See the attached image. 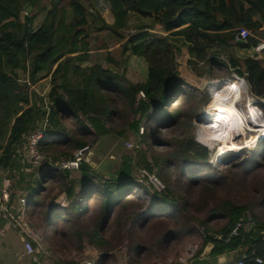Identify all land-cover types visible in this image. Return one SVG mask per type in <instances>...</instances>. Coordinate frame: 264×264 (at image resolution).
I'll return each mask as SVG.
<instances>
[{"label":"trees","instance_id":"obj_1","mask_svg":"<svg viewBox=\"0 0 264 264\" xmlns=\"http://www.w3.org/2000/svg\"><path fill=\"white\" fill-rule=\"evenodd\" d=\"M108 6L114 23H105L103 28L121 40L124 54L131 52L146 60L148 77L144 83H132L111 67L82 66L91 55L89 10L83 0H0V168L15 167L17 150L38 128L39 118L48 121L47 137L40 149L53 161L73 157L87 146L92 150L96 147V156V143L113 134L123 137L126 131L139 142L148 143L147 132L140 135L144 122L158 126L148 152L152 147L174 145L167 155L172 162L168 160V166H164L162 157L152 155L149 159L142 151L125 154L118 168L105 160L96 167L84 161L80 179H73L68 170H44L26 202V208L37 213L33 224L37 235L45 241L46 234L54 232L58 249L52 250L63 264L82 261L88 248L98 253L95 264H117L116 255L123 251L127 264L164 261L174 244L196 239H201L196 257L214 242L217 255L242 248L248 255L245 264H256V257L264 260V162L240 160L226 171L212 170L211 151L192 133L193 118L201 107L185 109L187 101L196 98L191 91L194 85L181 73L168 40L194 38L197 45L206 41L209 46L219 43L222 47L234 43L249 49L250 39L264 30V0H108ZM40 14L44 19L35 28ZM131 14L152 19L154 25L165 29L168 38L152 37L146 27L124 36ZM243 28L252 34L245 43H239L235 35ZM211 62L212 71L233 70L240 78L245 74L239 59L226 64L214 57ZM244 63L250 76L257 74L258 83L263 84L264 71L259 62ZM18 71L28 73L30 84L51 76L49 111L31 105L29 92L19 83ZM219 83L215 93L233 86L224 88L221 85L227 83ZM141 92L145 98L139 97ZM248 100L240 97L230 103L223 101L215 110L209 104L202 119L220 129L205 137L213 143L228 122H210L204 119L205 113L227 106L243 109ZM255 116L250 107L247 120L252 127L259 122L252 123ZM116 118L123 123L118 125ZM69 119L74 120L73 127L66 125ZM186 125L187 132L177 141L166 136L167 131H181ZM143 170L155 174L164 191L146 186L147 177L140 174ZM172 173L178 176L176 181ZM178 182L184 185V193L176 189ZM231 183L234 197L228 190ZM62 195L64 205L57 201ZM248 215L257 227L226 243L234 226L246 222ZM211 233L221 236L222 241L212 239Z\"/></svg>","mask_w":264,"mask_h":264},{"label":"rangeland","instance_id":"obj_2","mask_svg":"<svg viewBox=\"0 0 264 264\" xmlns=\"http://www.w3.org/2000/svg\"><path fill=\"white\" fill-rule=\"evenodd\" d=\"M84 4L89 10V37H90V49H91V55H90V61L85 62L82 64L83 67L85 66H91L94 64H100L104 67H111L114 70L124 73L127 77V79L132 83H144L147 80L148 77V64L144 58L134 56L131 54V52H127L126 54L123 53L122 46H121V40L114 36L112 33H110L107 29H104L103 26L108 21H111V18L113 19V15L110 11V8L108 6V0H83ZM25 14H21V18H24ZM44 14H40L35 23L34 27L37 28L43 21ZM140 27H146L149 29L150 34L152 37L155 38H168L166 31L163 27L159 25H154L152 19H143L139 17L136 14H131L129 16L128 24L126 29L122 32L124 36L131 35L135 30H137ZM190 39V38H189ZM184 39L183 37H176V38H168L169 42L173 45L174 50L176 52V57L179 65V69L183 76L191 82L194 86H192V93H196L195 100L192 101V99H189V102L186 103V98L182 100L181 104L184 105L186 103V110L191 109L192 111L196 110V108L199 110L201 107V111L198 112L193 118V132L195 134L196 141L200 143L201 145L207 147L211 151V157L209 160V163L211 164L212 170L215 171H226L231 165L234 163H239L240 160H247V159H255L260 162H264V143L261 144L256 149H245L240 151L236 155L229 156L230 158L233 157L234 159H225L217 161L216 159V148L213 147L215 144L220 141H223L225 143H230L233 141H237L239 139L240 142H243L245 140V136H248V132H251L250 130L247 131L246 134H242L241 130L236 131L237 133L233 132V127L231 124V121H233L230 117L226 119L228 121L225 123V126L220 130L218 137L216 140L212 143L211 139H208L206 136V133H211L212 131H219V127L216 125L212 126L210 123H205V120L202 118V113L205 111L207 107L211 109H218L221 105V103L224 101L225 103H230L231 101L236 100L237 98H246L248 99V96H251V98L258 99L252 90V84H250V80L252 76H250V71L247 69V66L244 63V59L239 58L241 61L240 69L242 72H244L243 77H238V75L235 74V71L231 70V72H228V70H222V69H213L212 67L213 63L211 62V59L214 57H218L220 61H224L226 64H228L232 59L237 60L238 58H235L234 55L231 53L228 54L232 48L237 47L234 43H228L224 47L222 45L218 44H211L208 45L206 42H200L198 45L196 44V39L192 38L191 40ZM205 43V44H204ZM239 48V47H238ZM236 48V49H238ZM261 71H264V69L261 67ZM224 78V82H229L226 85H221L222 87L226 88L228 86L233 85L230 89H227L224 92L215 93V85L219 81L222 82V79ZM28 79V73L25 71H18V80L25 90H27L30 94V101L31 105H37L38 107L46 110L47 102L49 103V94L52 90L51 86V79L45 78L39 80V83L31 84V86H28V84H25V82ZM220 79V80H219ZM44 80V81H43ZM236 80V83L234 81ZM214 82V83H213ZM244 85V86H243ZM247 87H246V86ZM261 86V91L264 92V83ZM248 88V89H247ZM197 89V91H196ZM188 98V96H187ZM209 98L206 105L204 103L205 99ZM250 98V99H251ZM260 99V98H259ZM264 99V98H261ZM119 105L122 103L119 100ZM260 106V105H259ZM247 110V109H246ZM242 111V110H241ZM232 117V116H231ZM116 121L118 125L123 123L122 119L116 118ZM239 123H241L243 126H246V122L244 119H242V116H239ZM42 119L40 118L36 122V126L39 127L42 124ZM65 123L68 127L74 126V120H65ZM209 127L208 129L206 127ZM142 127H144V133L147 132L148 136V143L142 142L145 145V149L143 150H137V148H132L130 145H137L138 144V138L134 136L130 131H126V134L123 137H120L117 134H113L112 136L107 137L102 142H98L95 144V146H98V153L95 156L96 163H100L102 160L108 161L109 164H111L113 167L118 168L122 161V157L125 154H129L134 152L135 154H138L139 152H147L146 156L150 159L152 155H157L162 157L163 162L162 164L164 166H168V160L171 163L172 161L168 159L167 155L170 151H172L175 146L168 147V148H162L161 146H156L150 148V152H148V144H151L155 137H157L158 133V126L156 123L151 124H142ZM202 131L205 132L202 134ZM187 132V125L182 126V130L179 131L177 129L167 131L166 136L171 141H177V139H180L185 133ZM201 132L200 138H198L199 133ZM252 134V132H251ZM247 138V137H246ZM222 139V140H220ZM217 143V144H218ZM175 144V143H174ZM216 144V145H217ZM24 144L19 147L21 152V162L22 165H26L28 171L33 174H29L28 181H26L24 184L29 183L30 181L35 182L37 179H40L42 177V171L39 169L32 168L28 163H26L23 160L24 152H23ZM95 148L93 147V152L95 153ZM137 151V152H136ZM231 173V172H229ZM138 174V173H137ZM41 175V176H40ZM173 181H176L177 175L173 174ZM160 180V179H159ZM176 189L181 191V193H184V185L182 182H178L176 184ZM229 192L232 195V197L235 196L234 192V184L231 183L229 186ZM26 199V198H25ZM27 200V199H26ZM63 205V203H61ZM27 213V212H26ZM29 219L35 223L36 220L33 219L30 215H28ZM39 234V233H38ZM54 236V237H53ZM40 237V234H39ZM40 239V238H39ZM46 242L55 249V251L58 249V244L55 239V234L53 231H49L46 234ZM50 241V243H49ZM198 242L201 243V239H196L191 242L182 243V244H174L172 248L169 251V254H166L164 261H156L155 259H150L146 264H165V261L167 264L172 263L173 261L180 260L183 256H185L189 251L190 247L196 245ZM24 246V244H23ZM32 256H26L25 259L18 264H32ZM83 259V258H82ZM80 259V260H82ZM79 261V260H78ZM127 262V261H126ZM233 264V263H232Z\"/></svg>","mask_w":264,"mask_h":264},{"label":"crops","instance_id":"obj_3","mask_svg":"<svg viewBox=\"0 0 264 264\" xmlns=\"http://www.w3.org/2000/svg\"><path fill=\"white\" fill-rule=\"evenodd\" d=\"M261 19V18H259ZM114 23V17L111 18V21H108L107 24H113ZM252 42V47L249 49H242V48H232L231 51L228 54L234 55L235 58H242L245 60H253L259 62L260 66L264 69V51L257 52L255 49L256 47L264 42V30L262 33L258 36L252 37L250 39ZM238 48V49H236ZM247 66V65H246ZM258 75H254L251 80L250 84H252V90L253 94L259 99L264 98V92L261 91V83H258L257 81ZM51 79V76L45 78ZM43 80V81H44ZM38 81L37 83H39ZM36 83V84H37ZM236 83V80L235 82ZM244 86V85H243ZM20 149L17 150V157H16V163L15 167L11 169H3L0 168V198L2 197V191L5 188L9 189L10 195L9 197L3 195V202L10 208L11 212L17 216L18 213L22 209V205L20 200L22 198L29 199V196L31 195V192L33 189L37 188L36 182L30 181L29 183L24 184L26 181H28V176L30 173L28 169L26 168V165H22L21 162V152L19 153ZM92 162L95 163V167L97 166V163L95 161V153L92 158ZM71 177L73 179H80L81 178V172L76 171L71 173ZM60 203L65 202V195H62L57 200ZM26 218L27 220L32 224L33 222L29 219L28 215L33 217L34 220H36V212L33 208L28 207L26 208ZM0 216H2L0 214ZM3 217V216H2ZM0 223V264H18L21 263L26 256H30L26 253L25 249V240L29 239L27 236L22 235L17 229L13 228L9 222H7L4 218ZM34 228V226H33ZM39 237V236H38ZM54 237V236H53ZM50 243V241H49ZM24 244V246H23ZM33 246L36 250V257L43 263V264H63L57 259V255L53 253L54 248H52L46 240L44 241L41 238H38V241H33ZM201 247V243L198 242L196 245L191 246L190 250H197V253ZM53 249V250H52ZM190 252V251H189ZM246 253L244 252L242 254H238L234 257V261L230 262L229 264H236L238 261H240L243 257V255ZM98 257V253L88 248L87 251L84 254V259H91L96 260ZM34 258V257H32ZM117 264H127V260L124 256V251L120 252L116 255ZM180 261V260H179ZM32 264H34V259H32Z\"/></svg>","mask_w":264,"mask_h":264},{"label":"built area","instance_id":"obj_4","mask_svg":"<svg viewBox=\"0 0 264 264\" xmlns=\"http://www.w3.org/2000/svg\"><path fill=\"white\" fill-rule=\"evenodd\" d=\"M251 31L247 28L241 29L236 35L235 40L237 41H247L251 37ZM257 52L264 51V42L260 43L256 49ZM26 83L31 86L29 80L27 79ZM140 98H145L143 92L139 94ZM252 104L258 109L261 113V116L264 119V99H256L252 97ZM260 105V106H259ZM47 111H49V103L47 102L46 105ZM47 119L34 131L29 133L24 142L23 152L24 157L23 160L28 163L32 168L39 169L42 172L48 168H57L61 170H68L70 172L79 171L81 165L84 161H86L88 154L92 151L91 146L84 147L77 151L73 157H64L59 161H53L50 157L46 156L40 149V146L43 140L47 137ZM144 134V128H140V135ZM251 132H248V136H245V139L249 138ZM247 137V138H246ZM250 141L249 143H245V145H250L252 149H256L261 144L264 143V136L260 139H256L254 141ZM247 142V141H245ZM132 148H137V150L145 149V145L141 142H138L137 145H130ZM250 149V148H248ZM247 149V150H248ZM218 161V160H217ZM141 175L147 177V180L144 181L146 186L152 187L157 191H164L165 186L163 183L157 178L155 174H150L147 171H141ZM41 176V175H40ZM3 195L9 197L10 192L8 188L3 189L2 197L0 198V214L3 218L9 222V224L17 229L22 235L27 236L29 239L25 240V249L26 253L32 257H34V264H43L37 257H36V250L33 246V241H38V235L36 230L33 228L32 224L26 218V202L25 198L20 200L22 209L15 216L10 208L3 202ZM65 203L63 202V205ZM255 227H257V223L248 215V219L246 222H238L234 228L231 230L230 234L226 238V243H230L235 238H240L243 234L251 232ZM255 253H253L254 255ZM197 255V250H190L185 256L180 259V264H190V261L195 258ZM246 259H248V255L244 254L242 259L238 261L236 264H245ZM256 264H264V260L260 257H256L255 259ZM76 264H95L94 260L91 259H83L82 261L77 262Z\"/></svg>","mask_w":264,"mask_h":264},{"label":"bare ground","instance_id":"obj_5","mask_svg":"<svg viewBox=\"0 0 264 264\" xmlns=\"http://www.w3.org/2000/svg\"><path fill=\"white\" fill-rule=\"evenodd\" d=\"M217 83H219V82H217ZM217 91H219V90H217ZM247 97H249L248 104L243 109H237L235 107H231V106L228 107L227 106V107H223L222 109H219L216 111L205 113V115H204V119H206L210 122L216 121L215 123H218L217 120L227 119L228 117H230L233 120V121H231V124L233 127L232 133H237L236 130L237 131L241 130L240 123L238 122L239 116L241 115L242 119H244L246 122V126L242 127L241 133L246 134L248 130H250L252 132V134L249 136V138L243 140V142H240L241 139H239L237 141L230 142V143H225L223 141H220V143L217 142L218 144L216 143L217 145L215 144V146L213 148L215 149L217 147L215 151H217V153H218L216 157L219 158V160L229 159L230 158L229 156L236 155L242 150H245L248 148L252 149L250 147V145H248V144L245 145V143H249L250 142V141H248L249 139L254 141V140H256V139L258 140L262 136H264V119L261 116V113L258 111V109L252 104L251 96L247 95ZM250 107L256 113V116L254 117L252 123H256L259 121L257 123V127H252L248 123L247 111ZM213 110H215V109H213ZM214 125H212V126H214ZM206 128L208 129L209 127L207 126ZM220 140H222V139H220ZM245 141H247V142H245Z\"/></svg>","mask_w":264,"mask_h":264},{"label":"water","instance_id":"obj_6","mask_svg":"<svg viewBox=\"0 0 264 264\" xmlns=\"http://www.w3.org/2000/svg\"><path fill=\"white\" fill-rule=\"evenodd\" d=\"M238 42L245 43V41H238ZM93 156H94V152L92 150L88 154L86 161L90 162L92 167H95V163L91 162ZM229 159L232 160L234 158L231 157ZM210 237L215 241H222L223 239L221 236H217L212 233L210 234ZM214 250H215V243L214 242L208 243L207 246L202 251V253L190 261V264H229L230 262L234 261V257L236 255L242 254L244 252L242 248H239L238 250H226L224 253L217 255L214 253Z\"/></svg>","mask_w":264,"mask_h":264}]
</instances>
